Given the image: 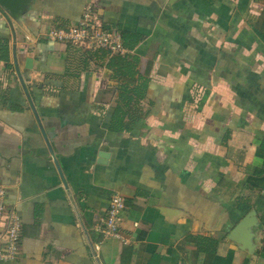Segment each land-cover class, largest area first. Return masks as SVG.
Segmentation results:
<instances>
[{"label":"crops","instance_id":"obj_1","mask_svg":"<svg viewBox=\"0 0 264 264\" xmlns=\"http://www.w3.org/2000/svg\"><path fill=\"white\" fill-rule=\"evenodd\" d=\"M86 3L138 38L121 76L142 96L131 131L111 128L109 56L44 34ZM12 21L15 56L0 13V187L21 231L0 264H264V190L248 182L264 174V0H35ZM115 192L119 237L105 238L95 226ZM251 209L253 254L229 239Z\"/></svg>","mask_w":264,"mask_h":264},{"label":"built area","instance_id":"obj_2","mask_svg":"<svg viewBox=\"0 0 264 264\" xmlns=\"http://www.w3.org/2000/svg\"><path fill=\"white\" fill-rule=\"evenodd\" d=\"M44 34L49 40L85 49H104L109 54L126 52L120 33L102 26L96 19L91 3L84 5L81 17L76 23L65 27L50 26ZM124 207V197L119 192L112 194L105 214L96 223V231L105 238H118V222ZM20 231L19 216L14 210L7 209L5 190L0 187V262L11 260L19 254Z\"/></svg>","mask_w":264,"mask_h":264},{"label":"trees","instance_id":"obj_3","mask_svg":"<svg viewBox=\"0 0 264 264\" xmlns=\"http://www.w3.org/2000/svg\"><path fill=\"white\" fill-rule=\"evenodd\" d=\"M122 43L125 48L132 49L138 43V38L133 35H122ZM5 46V43L1 45L2 50H4ZM79 48L82 49L81 47ZM83 52L89 56H95L98 59H104L106 56H109L106 65L113 69L119 89L118 102L111 119V128L116 131H131L133 124L143 115L136 106L137 103L139 106V101L142 96H138L135 93V89L131 90L129 88V82H123L121 76L135 73L136 58L125 53L109 55V52L104 49L83 48ZM131 92L135 95H132ZM256 174V177L249 178L248 182L252 188H258V191H262L264 190L263 171H258ZM244 206L246 209L250 207L248 205ZM195 239L197 240L198 250L206 251L207 254H211L210 256L215 253L217 242L214 239L202 236L196 237Z\"/></svg>","mask_w":264,"mask_h":264},{"label":"water","instance_id":"obj_4","mask_svg":"<svg viewBox=\"0 0 264 264\" xmlns=\"http://www.w3.org/2000/svg\"><path fill=\"white\" fill-rule=\"evenodd\" d=\"M35 0H0V13L7 21L12 33L13 56H15L16 33L12 20L24 21ZM259 221L255 209L249 210L236 224L229 239L235 242L240 250L253 254L256 248L255 228Z\"/></svg>","mask_w":264,"mask_h":264}]
</instances>
